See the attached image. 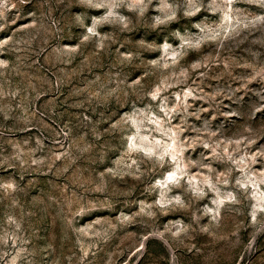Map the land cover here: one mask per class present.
<instances>
[{"label": "rangeland", "instance_id": "1", "mask_svg": "<svg viewBox=\"0 0 264 264\" xmlns=\"http://www.w3.org/2000/svg\"><path fill=\"white\" fill-rule=\"evenodd\" d=\"M0 264H264V0H0Z\"/></svg>", "mask_w": 264, "mask_h": 264}, {"label": "bare ground", "instance_id": "2", "mask_svg": "<svg viewBox=\"0 0 264 264\" xmlns=\"http://www.w3.org/2000/svg\"><path fill=\"white\" fill-rule=\"evenodd\" d=\"M172 172H170L169 174H168V176L171 174Z\"/></svg>", "mask_w": 264, "mask_h": 264}]
</instances>
